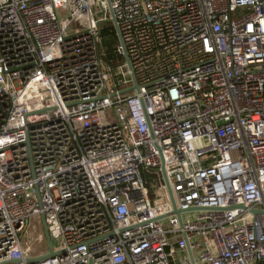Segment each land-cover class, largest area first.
Listing matches in <instances>:
<instances>
[{"label":"built area","instance_id":"obj_1","mask_svg":"<svg viewBox=\"0 0 264 264\" xmlns=\"http://www.w3.org/2000/svg\"><path fill=\"white\" fill-rule=\"evenodd\" d=\"M109 2L138 91L107 0H0V264H264V0Z\"/></svg>","mask_w":264,"mask_h":264},{"label":"water","instance_id":"obj_2","mask_svg":"<svg viewBox=\"0 0 264 264\" xmlns=\"http://www.w3.org/2000/svg\"><path fill=\"white\" fill-rule=\"evenodd\" d=\"M107 2H108V6H109V13H110V16H111V21H112L113 26H114V28H115V30H116V33H117V36H118V39H119V44L121 45L122 50H123V56H124V59H125V63L127 64L128 69H129L130 72H131V78H132V81H133V88L130 89L128 92H132V91H134V90L138 91V90H139L138 81H137V78H136L135 72H134V70H133L132 64H131V62H130V59H129V56H128V53H127L126 47H125V45H124V42H123V39H122V35H121L120 29H119V25H118L117 19H116V17H115V14H114L112 8H111V5H110L109 0H107ZM163 175H164V178H165V182H166L167 189H168L169 194H170V196H171V200H172V202H173V204H174V213H173V215H175V216L178 218V220H179V222H180V225H182V223H183V221H182V214L185 213V212L178 210V209L176 208V206H175V202H174L173 194H172V191H171V187H170V185H169V181H168V179H167V177H166V175H165L164 169H163ZM191 211H199V210L193 209V210H191ZM167 217H168V216L161 217V218H159V220H164V219H166ZM47 236H48V242H49V245L51 246V240H50V237H49L48 234H47ZM188 254H189V257H190V259H191L192 264H196V263H195V260H194V257H193V253H192V251H191V249H190L189 246H188ZM50 256H51V257L54 256V253H53L52 251H51Z\"/></svg>","mask_w":264,"mask_h":264},{"label":"trees","instance_id":"obj_3","mask_svg":"<svg viewBox=\"0 0 264 264\" xmlns=\"http://www.w3.org/2000/svg\"><path fill=\"white\" fill-rule=\"evenodd\" d=\"M101 36L107 57L114 59L117 65L124 63V57L117 55L116 53V47L119 45V39L112 23L108 22L103 26Z\"/></svg>","mask_w":264,"mask_h":264},{"label":"rangeland","instance_id":"obj_4","mask_svg":"<svg viewBox=\"0 0 264 264\" xmlns=\"http://www.w3.org/2000/svg\"><path fill=\"white\" fill-rule=\"evenodd\" d=\"M63 19L68 26L69 33L73 34L85 28L86 20L78 13L74 3H69L63 9ZM186 218V216H185Z\"/></svg>","mask_w":264,"mask_h":264}]
</instances>
